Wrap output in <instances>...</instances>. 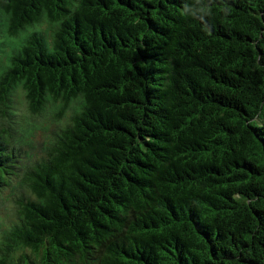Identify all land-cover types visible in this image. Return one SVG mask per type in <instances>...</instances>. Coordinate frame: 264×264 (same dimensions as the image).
<instances>
[{
  "label": "trees",
  "instance_id": "16d2710c",
  "mask_svg": "<svg viewBox=\"0 0 264 264\" xmlns=\"http://www.w3.org/2000/svg\"><path fill=\"white\" fill-rule=\"evenodd\" d=\"M0 264H264V0H0Z\"/></svg>",
  "mask_w": 264,
  "mask_h": 264
},
{
  "label": "rangeland",
  "instance_id": "374dc122",
  "mask_svg": "<svg viewBox=\"0 0 264 264\" xmlns=\"http://www.w3.org/2000/svg\"><path fill=\"white\" fill-rule=\"evenodd\" d=\"M44 121H45L44 122V126L49 127V131L45 132V131H43L41 129L35 130L34 133H36V134H34V137H33V140H34L35 144L42 143L46 139L45 135L47 133H49V132L51 133V131L55 127V121H52L50 119H47V120L44 119Z\"/></svg>",
  "mask_w": 264,
  "mask_h": 264
}]
</instances>
